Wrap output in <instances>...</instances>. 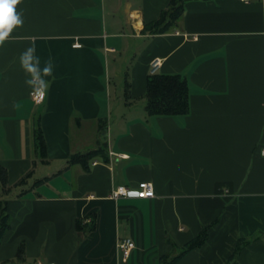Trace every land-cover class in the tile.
<instances>
[{
	"label": "crops",
	"instance_id": "obj_1",
	"mask_svg": "<svg viewBox=\"0 0 264 264\" xmlns=\"http://www.w3.org/2000/svg\"><path fill=\"white\" fill-rule=\"evenodd\" d=\"M169 1L18 6L24 24L0 47V165L11 186L31 168L30 181L53 177L10 199L0 264H159L172 243L182 247L204 229L207 242L177 264H225L239 240L229 264H264V0H184L175 28L143 34ZM29 46L41 66L54 62L41 103L19 63ZM157 59L155 73L187 79L189 114L147 115ZM39 118L48 163L34 150ZM101 138L108 160L66 168L73 153L95 149ZM145 181L155 197L111 196ZM79 220L86 229H77ZM124 238L136 245L127 261Z\"/></svg>",
	"mask_w": 264,
	"mask_h": 264
},
{
	"label": "trees",
	"instance_id": "obj_2",
	"mask_svg": "<svg viewBox=\"0 0 264 264\" xmlns=\"http://www.w3.org/2000/svg\"><path fill=\"white\" fill-rule=\"evenodd\" d=\"M184 0H170L167 7L163 9L159 17L144 25L143 34L161 35L175 28L178 21L184 14ZM146 112L148 116H179L187 115L190 112V91L187 79L181 74L151 73L148 76L146 91ZM105 124L100 122V134L104 135ZM33 145L36 158L42 163H48L47 142L41 127L40 118L36 120L33 131ZM101 156L108 160V146L104 139H99L97 147L85 153H73L66 161V168L73 164H80L88 170L89 162L95 157ZM36 165V161L33 162ZM34 169V168H33ZM33 169L24 174L14 185L8 182V171L0 165V243L5 233L10 229L11 214L9 213V201L11 198H21L27 193L40 187L53 176L36 178L30 181L33 176ZM93 221V220H92ZM82 221H77V229H86ZM89 230L95 228V222L88 226ZM208 230L204 229L197 237L190 240L182 247L172 243L171 253L160 257L159 264H177L193 249L201 247L207 242ZM239 240L231 258L225 263L233 261L240 249ZM26 256L25 246L21 244L17 259H24Z\"/></svg>",
	"mask_w": 264,
	"mask_h": 264
},
{
	"label": "clouds",
	"instance_id": "obj_3",
	"mask_svg": "<svg viewBox=\"0 0 264 264\" xmlns=\"http://www.w3.org/2000/svg\"><path fill=\"white\" fill-rule=\"evenodd\" d=\"M22 0H0V47L12 37L15 29L24 24L23 12L18 11ZM21 69L26 75L25 85L32 88L40 96H45L49 81L54 72V62L51 57L44 61L36 55L35 46L27 47L19 56Z\"/></svg>",
	"mask_w": 264,
	"mask_h": 264
},
{
	"label": "built area",
	"instance_id": "obj_4",
	"mask_svg": "<svg viewBox=\"0 0 264 264\" xmlns=\"http://www.w3.org/2000/svg\"><path fill=\"white\" fill-rule=\"evenodd\" d=\"M75 47H80L79 43H75ZM160 59H157L153 61L152 63V70L151 73H155L157 67L160 65ZM45 96H40L37 94L35 91L33 93V99L36 103H41L44 101ZM263 154H264V149H263ZM111 196L114 199L120 198V197H136V198H153L155 197V189L154 186L151 182H141L136 190H132L130 187L127 186H118L111 192ZM119 247L122 252V257L124 261H127L131 255L132 252L134 251L136 245L133 239L131 238H124L120 241Z\"/></svg>",
	"mask_w": 264,
	"mask_h": 264
},
{
	"label": "rangeland",
	"instance_id": "obj_5",
	"mask_svg": "<svg viewBox=\"0 0 264 264\" xmlns=\"http://www.w3.org/2000/svg\"><path fill=\"white\" fill-rule=\"evenodd\" d=\"M129 55H131V53H130V52H129ZM123 61H124V60H123ZM124 62H125V61H124ZM124 62H123V63H124Z\"/></svg>",
	"mask_w": 264,
	"mask_h": 264
}]
</instances>
